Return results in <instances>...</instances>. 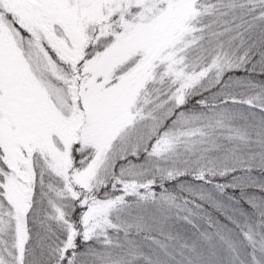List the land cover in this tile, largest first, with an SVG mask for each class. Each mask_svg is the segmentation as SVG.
<instances>
[{
	"label": "snow or ice",
	"instance_id": "1",
	"mask_svg": "<svg viewBox=\"0 0 264 264\" xmlns=\"http://www.w3.org/2000/svg\"><path fill=\"white\" fill-rule=\"evenodd\" d=\"M0 264H264V0H0Z\"/></svg>",
	"mask_w": 264,
	"mask_h": 264
}]
</instances>
